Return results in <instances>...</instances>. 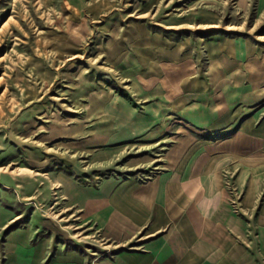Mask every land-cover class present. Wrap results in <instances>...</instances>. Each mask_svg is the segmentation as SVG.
Instances as JSON below:
<instances>
[{
    "label": "rangeland",
    "instance_id": "obj_1",
    "mask_svg": "<svg viewBox=\"0 0 264 264\" xmlns=\"http://www.w3.org/2000/svg\"><path fill=\"white\" fill-rule=\"evenodd\" d=\"M259 144L264 0H0V201L22 215L13 227L101 257L109 242L52 207L55 175L151 179L209 159L241 213L237 179Z\"/></svg>",
    "mask_w": 264,
    "mask_h": 264
},
{
    "label": "crops",
    "instance_id": "obj_2",
    "mask_svg": "<svg viewBox=\"0 0 264 264\" xmlns=\"http://www.w3.org/2000/svg\"><path fill=\"white\" fill-rule=\"evenodd\" d=\"M245 164L237 184L242 211L231 207L220 164L144 179L110 175L84 181L57 174L60 214L109 242L101 257L70 249L39 226L13 227L22 218L0 201V264H264V151ZM205 162V163H204ZM58 205V206H57Z\"/></svg>",
    "mask_w": 264,
    "mask_h": 264
},
{
    "label": "bare ground",
    "instance_id": "obj_3",
    "mask_svg": "<svg viewBox=\"0 0 264 264\" xmlns=\"http://www.w3.org/2000/svg\"><path fill=\"white\" fill-rule=\"evenodd\" d=\"M163 142V141H162ZM161 143V142H160Z\"/></svg>",
    "mask_w": 264,
    "mask_h": 264
}]
</instances>
